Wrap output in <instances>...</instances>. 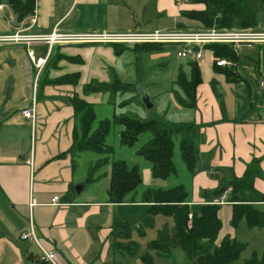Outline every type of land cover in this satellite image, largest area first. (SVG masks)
Listing matches in <instances>:
<instances>
[{
	"label": "crops",
	"instance_id": "0c3cea01",
	"mask_svg": "<svg viewBox=\"0 0 264 264\" xmlns=\"http://www.w3.org/2000/svg\"><path fill=\"white\" fill-rule=\"evenodd\" d=\"M3 1L0 0L3 5L0 33L17 28L11 25L17 14L8 0L7 4ZM261 1L256 0L251 5L250 0V7L258 9ZM203 7L192 5L190 1L177 4L176 0H35L33 14L20 20L19 26H31L35 34H45L54 28L62 32L110 33L201 31L200 22L183 17L181 13L185 9ZM31 17L36 18L34 24ZM258 20L257 30H264V9L260 10ZM43 48L36 47L37 53ZM126 52L130 51L116 55L111 44L60 47V53L82 62L63 61L60 69L53 71L50 77L80 73L79 82L77 85L42 83L40 90L37 87L33 125L32 120L22 115L23 106L33 97L35 85V66L28 55V47L0 45V264H115L116 261L144 264L141 260L144 253L140 251L137 256L115 251L112 241L115 224L122 219L137 221L146 214L149 204L141 200L145 190L184 186L183 182L171 186L168 185L171 176L165 180L154 178L150 163L137 153L141 145L133 148L121 144L122 127L117 134V144L110 145L113 152L108 155L109 163L98 170L93 181H88V169L105 156L93 152L75 156L68 152L78 126L71 98L78 94L94 106L96 127L99 121L111 119L115 115L111 106L119 107L111 102L110 94L85 93L84 88L92 81L110 82L112 71L118 73L124 69L122 62ZM237 54L240 63L231 67L240 77L239 81L232 82L224 70H215L209 60L199 62L202 83L197 88L196 108H181L170 97L165 103L167 107L171 105V111L165 108L160 115L170 120L175 114V120L170 121L195 124L193 171L181 155L188 176V187H185L191 192L193 203L204 201L203 193L219 188L222 180L241 177L253 158L264 156V43L245 45ZM188 61L184 62L185 71L190 74ZM147 93L156 106L151 92ZM167 93L171 96V91ZM107 107L112 114L102 112L100 115L99 109ZM180 114H187L186 120L177 118ZM180 138L179 135L175 137L178 149ZM117 150L131 152L138 160L116 157ZM118 160L139 167L142 172L143 181L133 202H109L111 165ZM262 170L264 173V160ZM78 185H83L80 192L76 190ZM255 186L264 193V178L256 179ZM56 196L60 197V204H53ZM257 206L260 209L264 203ZM219 215L223 223L219 241L227 235L238 239L233 231L229 232L232 205H223ZM242 225L254 230L245 220L240 223L239 230ZM31 227L37 242L20 237ZM135 233L132 240L137 242ZM238 240L248 248V242ZM42 248L54 252V263L42 259ZM263 251L254 249L250 256Z\"/></svg>",
	"mask_w": 264,
	"mask_h": 264
},
{
	"label": "trees",
	"instance_id": "16d2710c",
	"mask_svg": "<svg viewBox=\"0 0 264 264\" xmlns=\"http://www.w3.org/2000/svg\"><path fill=\"white\" fill-rule=\"evenodd\" d=\"M192 5H203L202 9L191 8L182 11L181 15L191 20L200 22L205 28L216 27L218 30L232 29H257L259 26L258 14L264 9V0L258 9L250 7V0H189ZM35 0H8L9 6L20 16V20L31 16L34 12ZM116 55L120 56L125 51L138 55L151 54L164 50H174L175 44L143 43L111 44ZM207 51H212L216 56L231 60L235 64L240 63L239 55L232 46L227 44H207ZM55 50V48H54ZM42 54L46 53L43 48ZM54 57L59 61L62 58L79 60L75 57L55 53ZM191 68L190 76L180 72L177 78L179 89L184 95L176 96V104L181 108L195 109L197 101V88L202 83V73L198 63L188 61ZM217 71H225L232 82L240 80L235 75L233 67H214ZM80 73L65 75L50 80L47 84H71L77 85ZM42 87V85L40 86ZM85 93H109L112 103H117L119 108H125L129 104L139 103L140 92L134 82H123L115 71L111 72L110 82L92 81L84 88ZM175 93V91H174ZM176 94V93H175ZM124 96H127L124 99ZM78 120V126L74 132L73 145L68 150L71 154L82 152H94L105 157L99 159L90 167L88 181H92L94 174L109 163L108 155L113 152V147L107 144V138L111 128L119 124L123 129L120 133L122 145L137 148V142L141 135L148 133L149 140L137 148V153L143 156L151 165L152 175L156 179L165 180L176 175L178 170L173 156L177 146L175 137L181 136L179 149L182 158L193 171L196 163L195 157V124L192 121L175 122L166 116L155 118H139L129 114H115L111 119L98 122L94 106L75 94L71 98ZM264 156L255 157L248 164L241 177L232 180H222L219 188L214 191H205L203 199L198 204L197 210L191 200V192L183 185H177L169 189H147L141 195V200L149 204L146 214L137 221L122 219L117 221L112 234L113 246L118 247V252L137 256L140 245L132 240L133 232L140 237H145L147 230L156 225V216L163 215L172 218L174 229L165 226L159 231L156 239L148 243V251L141 255L144 264H154V255L170 257L172 251L180 248L192 262V264H237L242 253L247 249V244L236 238L225 236L219 241L223 223L219 212L222 206L204 204L215 197L221 196L230 189L229 201L232 205L231 226L237 228L245 220L250 228L264 227V211L257 204L264 203V193L255 186V180L264 178L262 162ZM111 183L108 190L110 203L121 204L136 200L137 190L141 186L143 178L139 167L130 166L127 162L118 160L111 165ZM190 203H193L190 205ZM192 214V218L189 215ZM116 249V248H115ZM153 252V253H152ZM243 264H264V251L261 254L253 252L244 260Z\"/></svg>",
	"mask_w": 264,
	"mask_h": 264
},
{
	"label": "rangeland",
	"instance_id": "374dc122",
	"mask_svg": "<svg viewBox=\"0 0 264 264\" xmlns=\"http://www.w3.org/2000/svg\"><path fill=\"white\" fill-rule=\"evenodd\" d=\"M4 1H5V3H3ZM4 1L1 3L7 4L6 0H4ZM255 2H256V0H251L250 3L252 5ZM202 28L203 29H201V31L213 30V29L218 30L215 26L212 28H205L202 25ZM224 30L237 31V30H245V29L234 27L232 29H224ZM253 30H257V29H253ZM218 31H221V30H218ZM257 31H263V30H257ZM135 44H127V45H133L134 46ZM63 46H68V45H63ZM63 46H59L58 48H55L56 47L55 46L54 47L55 50L53 48L51 55L48 57L47 62L44 66V69L42 70V72L40 73V75L38 77L37 86H38L39 90L41 88L40 86L42 85V83H47L50 80L57 79L59 77L65 76V75H72L73 74V73H71V74L65 73V74H61L60 76H56L53 78L50 77V75H52L53 71L60 69L61 62L65 61V62L71 63V61H72L68 58H62L59 61H57V58L54 57L55 53H60V47H63ZM36 52H37V50H36ZM135 52H136V54L132 53V52H126L125 53L126 56L122 62V64L124 65L122 68H124V69H122L120 72H118V73L116 72V73L118 74V76L121 78V80L123 82H125V83L126 82H134L135 84H137V88H139L143 92H147L149 90L151 92V94L153 95V98L155 99L157 104L155 107H153L151 109H148L143 104V102H142V104L132 103V104H129L125 108H117V107H114L112 105L111 109H113V114H117V115L121 114V113L122 114H129V115H135V116H138L139 118L145 119V118H155V117L160 116L162 113V110L165 108H167L169 111H171L170 110L171 105L167 107V104L165 103L166 100H168V99H170V97H172L171 99L173 101H176L175 95H177V96L184 95L183 92L179 89L178 85L175 84V83H177V78L180 75V72H183L184 74L190 76V74H187V72H186L187 66H186V64H184V62H186V59L178 58L176 49H174V50L167 49L164 51H160V52L157 51V52H154L151 54H143V55H138L137 54L138 52L137 51H135ZM37 54H39V53H37ZM60 54L65 55L63 53H60ZM39 55H44V54L40 53ZM128 65H133V66L128 67ZM34 75H35V80H36V78L38 76L37 69L34 70ZM170 91H171V96L169 93H167ZM174 91L176 94L174 93ZM33 94H34V90H33ZM36 94H37V90H36ZM165 94H166V97H165ZM126 98H127V96H124V99H126ZM139 100H141V95L139 96ZM111 109H110V107L109 108L107 107V109H102V110L99 109V112H100L99 114L101 115L102 112H105L107 114H112ZM183 111H186V110H183ZM108 112H110V113H108ZM175 118H176L175 114H173L169 117L170 120H175ZM177 118H179L180 120H186L187 114H180L179 117H177ZM178 122H182V121H178ZM94 127H96V126H94ZM120 128H121V126L119 124L113 125V127L111 128V132L109 134V137L107 139V144H109V145L117 144V142H118L117 134H118ZM149 138H150V135L148 133L141 135L138 142H137V147L139 145L145 144L149 140ZM117 148L118 147H115V149H117ZM115 154H116V157H120V158L129 160V161L138 160V158H135L131 154V152H121V151L117 150ZM73 155L76 156L78 154H73ZM173 160H174V163H175V166L178 170V175H179V173H182V171H184V166H183L184 164H183V161L181 158V152L177 147L175 148V151H174ZM96 163H97V161H96ZM93 165H91L90 167H92ZM90 167L88 169L89 174H90ZM182 175L178 176V178H174L175 177L174 175L171 176L170 180H168L169 181L168 185L174 186L176 184L183 182L182 184H184V186L188 187L187 172L184 171L182 173ZM92 178H94V176H92ZM199 203L194 202V204H193L194 208L196 210L198 208ZM260 209L264 210V206L263 207L260 206ZM167 225H168L169 229H173L174 228V221L172 219H168V217H165L163 215H159L157 220H156L155 227L148 229L145 237H140L137 233L134 234L136 241L141 246L140 250H139L140 253H146L148 251V248H147L148 243L150 241L156 239L159 231L162 230ZM229 226H230V228L232 227L231 225H229ZM231 229L229 232L232 233V231H233V234L235 236H237L238 239L241 238L242 240H244L245 242H248V244H249L248 248L242 253L237 264H243L244 260L250 256L252 250L256 249L259 252H261L264 249V228H254V230H250L249 228H247V226L242 225L240 230H239V226H238V229H235L233 227ZM115 248H114L115 251L118 252V247H115ZM118 253H120V252H118ZM120 254H122V253H120ZM116 257H118V256H116ZM153 257H154V259H153L154 264H192V262L188 259L187 255L180 248L174 249V251H172V254L170 257H164V256L161 257V256H158L156 254ZM156 258H159V259L156 260ZM115 264H123V262L116 261Z\"/></svg>",
	"mask_w": 264,
	"mask_h": 264
},
{
	"label": "built area",
	"instance_id": "2783aa9c",
	"mask_svg": "<svg viewBox=\"0 0 264 264\" xmlns=\"http://www.w3.org/2000/svg\"><path fill=\"white\" fill-rule=\"evenodd\" d=\"M177 4L189 2V0H176ZM3 5H0V9ZM31 23L36 22L35 17H31ZM31 26L23 25L15 28L13 31L0 33V45H25L28 47V55L33 61L38 76L35 80L34 94L30 102L26 103L22 108V115L28 120L35 121L36 104H37V82L38 77L51 55L55 46L63 45H92V44H143V43H161L175 44L177 57L194 61L196 63L209 60L211 65L217 67H231L234 62L226 58L216 56L212 51H207V44H227L233 47L236 53L241 47L251 46L255 43H264V30L257 31L253 29L245 30H206V31H190V30H173V31H134L127 33H110L104 31L89 32H62L54 28L45 34H35L31 32ZM36 47H45L46 53L39 55ZM264 83V82H263ZM262 83V84H263ZM231 190H226L221 196L206 201L204 204L227 205L231 204L229 195ZM53 204H60V197L53 198ZM193 203H190L192 205ZM192 218V214L189 215ZM23 240H33L37 242L34 228L21 234ZM55 254L53 251H47L42 248V259L54 263Z\"/></svg>",
	"mask_w": 264,
	"mask_h": 264
},
{
	"label": "water",
	"instance_id": "95a60500",
	"mask_svg": "<svg viewBox=\"0 0 264 264\" xmlns=\"http://www.w3.org/2000/svg\"><path fill=\"white\" fill-rule=\"evenodd\" d=\"M19 21H20V16L19 15H16V17H15V19L13 20V22H12V26L13 27H18L19 26ZM139 89V88H138ZM141 90L139 89V92H140ZM140 95H141V101L143 102V104L148 108V109H151V108H153V107H155V103L153 102V100H152V98L149 96V94L147 93V92H143V91H141L140 92ZM82 186L83 185H78L77 187H76V190L78 191V192H80L81 191V189H82Z\"/></svg>",
	"mask_w": 264,
	"mask_h": 264
}]
</instances>
